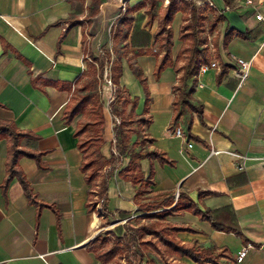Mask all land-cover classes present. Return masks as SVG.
<instances>
[{"label": "crops", "instance_id": "0c3cea01", "mask_svg": "<svg viewBox=\"0 0 264 264\" xmlns=\"http://www.w3.org/2000/svg\"><path fill=\"white\" fill-rule=\"evenodd\" d=\"M134 1L125 0L123 12L129 8L134 16H144L141 27L155 34L158 18L149 25L145 1ZM106 2L101 0V6ZM208 2L219 14L214 30L206 32L210 65L218 67L197 76L196 110L175 128L187 136L177 137L170 130L173 88L184 64L177 67L185 46L179 27L173 28V57L164 68L174 76L165 81L163 75L155 85L149 83L152 102L147 116L152 123L144 124V136L154 140L144 151L163 152L173 164L141 162L145 179L153 170L142 200L136 197L138 186L117 169L109 185L110 214H106L101 205L95 206L88 175L82 170L85 158L76 136L79 119L68 123L64 112L86 77L92 56L98 57L104 46L114 48L112 30L106 43L100 41L98 32L92 35L97 23L104 25L108 18L102 16L101 6L99 14L90 17L93 0H0V121L12 122L20 131L38 137L35 142L25 139L22 148L39 155L19 159L34 203L18 178L4 187L8 139L0 136V264H101L94 248L104 230L136 225L140 218L146 223V216L156 212L143 211L140 205L161 201H170L161 210L171 213L165 223L191 229L178 234L182 244L198 242L206 248L226 249L235 260L247 248L246 258L237 264H264V25L256 18L264 0H254L252 5L247 0H197L204 9L211 8ZM122 16L117 15L110 28ZM179 16L184 17V12L172 25ZM232 29L249 38L236 36L226 43ZM151 50H161L159 43L148 53L132 49L133 62L145 69V59H157ZM240 59L250 64L244 82ZM123 66L125 75V67L130 68L126 61ZM104 113L102 154L109 159L116 143L115 122L105 106ZM135 137L139 135L133 134L132 141ZM239 156L248 158L243 171ZM128 163L124 159L122 168ZM181 193L202 210L230 207L240 235L217 231L188 211L173 212ZM124 214L130 216L124 218ZM164 256L180 264H197L189 257ZM162 258L152 254L143 264H159ZM219 264L229 261L221 258Z\"/></svg>", "mask_w": 264, "mask_h": 264}, {"label": "trees", "instance_id": "16d2710c", "mask_svg": "<svg viewBox=\"0 0 264 264\" xmlns=\"http://www.w3.org/2000/svg\"><path fill=\"white\" fill-rule=\"evenodd\" d=\"M179 1L182 3L181 5H179ZM100 6L101 0H93L89 10L91 18H95L99 14ZM156 7V1L149 0V8L146 13L148 24H152L156 18L159 20L158 30L153 35L150 31L141 27V22L145 19L144 16H134L133 11L129 8L124 14L123 12L119 13L123 16L117 26L112 29L115 41L114 48L112 51L105 49L101 57L92 56L93 62L89 64L86 77L77 85L64 112L68 123L75 121L79 115H83L87 119L84 123L78 125L76 132V136L81 139L80 149L83 151L85 158L82 170L88 175V184L91 186L92 194L96 199L95 206L101 205L103 212L106 214H110L109 185L117 169H121L120 175L138 186L136 197L142 200L145 193H147V188L152 183L153 170L151 169L150 176L145 179L141 162L143 160L150 162L158 160L162 165L173 164L163 152L158 150L144 151L148 143H153L154 140L144 136V129L140 125L149 126L152 119L144 116L145 113L137 116V99L132 100L128 97L125 99L126 104L122 108L119 107L124 100V96L128 93L120 83L124 75V61L127 62L130 70L144 87L146 115L152 102L147 79L143 70L133 62L131 50H146V53H148L154 43H159V47L164 51V55L155 70L156 77L159 79L164 71L166 61L171 60L173 57L174 30L172 23L180 12L190 8L189 16L184 15V24L180 29L179 38L187 45L183 47L180 53L185 56V62L181 67L178 85L173 88L176 96L173 102L174 114L170 125L171 131L175 130L178 122L183 117L196 110L194 93L198 82L197 76L203 65H210V55L206 47L208 44L206 35L208 15L201 13L193 2L187 0H170L169 5L159 17L155 13ZM236 36L249 38L248 35L232 29L225 37L226 43H229ZM96 65H98L101 74L109 67L110 78L115 89H113V100L109 107L111 114L116 119V143L113 145L114 151L111 152L109 159L102 154V148L105 145V113L102 95L98 90L99 82L96 79ZM129 104L132 105V108L127 113V105ZM135 123L139 124L137 130L130 127ZM133 134L139 135L135 143L132 142ZM185 135L187 136V133ZM0 136H5L8 139L7 178L4 187L7 188L16 177L22 184L28 198L37 203L34 196H32V189L28 180L19 168V159L23 155L39 157L36 153L26 152L22 148L25 139L35 142L38 137L20 131L14 123L8 121H0ZM137 148L140 150L137 151ZM126 158L129 159V163L122 168L123 160ZM164 204H170V201L168 203L161 201L140 205L141 210L156 213H149L146 216V223H142V218H140L136 225L127 223L124 226L117 227L114 232L117 241L110 249L99 251L95 247L94 251L101 264H143L144 259L152 254L163 256L159 264H180L166 258L164 256L166 254L175 255L179 258L189 257L197 264H219L221 258L228 259L229 264H237V260L230 257L226 249L219 250L216 246L206 248L198 242H194L192 245L182 244L178 234L191 231V229L165 223L164 221L171 213L161 211ZM182 211H188L201 221L209 222L217 231L238 235L241 233L237 217L230 207L218 210H202L187 195L181 193L173 212L180 213ZM129 216V214L123 215L124 218Z\"/></svg>", "mask_w": 264, "mask_h": 264}, {"label": "rangeland", "instance_id": "374dc122", "mask_svg": "<svg viewBox=\"0 0 264 264\" xmlns=\"http://www.w3.org/2000/svg\"><path fill=\"white\" fill-rule=\"evenodd\" d=\"M136 1L137 0H135L133 3H136ZM144 1H145V5H144L143 10L146 11L148 9L149 0H144ZM155 1H156V4H157L155 13H156V16L159 17L160 15H162L166 5H168L167 1H170V0H155ZM190 2H193L194 5L197 6V8L199 9V11L201 13H205V14L208 15L209 21L206 24V32H211L212 30H214L215 23H216V21H217V19L219 17V14L216 13V10H214L212 8L204 9L201 6H198L197 0H193V1L191 0ZM178 3H179V5L182 4L180 1ZM189 12H190V8H186L185 11H184V15H188ZM182 25H183V17L179 16L177 22L172 25V28H176V30H178V28L181 27ZM96 27L97 28H95L93 30V32H92L93 34L92 35H94V34H96V32H98V35H100V38H101L100 41L106 43L108 41V39H109L108 31H107V25H106V27H103V25H101L100 23H97ZM183 45L186 46L187 44L184 42ZM105 49H109V48L107 46L102 47L101 48V52L98 53L99 57L102 56V53H103V51ZM150 52L153 55H155L157 57V59H152V58L145 59L144 62H143L144 66H145V69L140 67V66L139 67L144 72V76L147 79V85H148V88H149V91H150V95H152L150 87H149V83L151 85H155L156 82H159L161 80L163 75H164L163 76L164 80L167 81V80H169L170 75H171V78H172L174 76V74H172V73L170 74V73H168L166 71H163L161 73L160 78L158 79L156 77L155 70H156L157 65L159 63L158 59L159 60L161 59V55H163L164 52L162 50H158L157 52L155 50H151ZM92 62L93 61H91L90 63H92ZM184 62H185V56L180 55V60L178 62V66L177 67H180V65H182ZM125 68H126V72H125V75H123V77L121 79V82H120L121 86L123 88H125L128 92H131V94L134 96V98L137 99V101H138V106H137V109H136L137 116L144 115V113H145L144 116H147L146 112H145V110H146V94H145L144 87L139 83L138 79L133 74V72L130 69H128V67H125ZM106 69H108V71L110 72L109 67H107ZM106 69H105L104 73H102L103 74L102 75L101 72L99 71L98 65H96V70H97L96 79L99 82L98 90H99L100 94L102 95V101H103V104L105 106V110L108 113V115L110 116L111 115V110H110L109 104H110L111 99H112L113 89L111 87H109L108 83L106 82V71H107ZM180 71H181V68H180ZM176 73H178V71ZM124 86H126V87H124ZM128 97H130V96L127 93L124 96V100L119 105L120 108H122V106L126 104L125 103V99L128 98ZM131 108H132L131 104L127 105V113H129L131 111ZM77 119H79L78 121H80L79 123L77 121V125H79L80 123H84L87 120L86 117H83V115H79L77 117ZM113 120L115 122L116 119L114 118ZM138 126H139V124L135 123V124H133L130 127L133 128L134 130H137ZM140 126L144 129V124H141ZM136 141H137V137H135V139L132 142L135 143ZM114 228L113 227H107L104 230V232L99 236V238H98L99 243L97 244V249L99 251H102L104 249L105 250L110 249L114 245V243L117 241L116 234L114 233L115 232Z\"/></svg>", "mask_w": 264, "mask_h": 264}, {"label": "built area", "instance_id": "2783aa9c", "mask_svg": "<svg viewBox=\"0 0 264 264\" xmlns=\"http://www.w3.org/2000/svg\"><path fill=\"white\" fill-rule=\"evenodd\" d=\"M248 4L252 5L254 3V0H247ZM167 3L169 4V1H167ZM209 7L213 8L214 4L212 2H208L207 3ZM256 18L258 21H260L261 23H263L264 25V2L262 5V9H258L256 11ZM238 64L242 67V69L244 70V74L242 77V82H244L246 80V78L248 77L249 74V69H250V64L244 60H238ZM218 65L216 63H212L211 65H203L201 67L200 73L201 74H205L206 72H208L210 69H214L217 68ZM106 82L108 83V86L111 87L112 89H114V84L112 82V80L110 79V73L108 71V69H106ZM113 100V98L111 99V101ZM111 103V102H110ZM175 134L177 137L183 138L185 136L183 130L181 128H177L175 130ZM190 147H192V145H190ZM239 158H241L243 160V164L240 166V170H245V162L248 160L247 157H241L239 156ZM248 254V249L244 248L241 253L239 254V256L237 257V262L238 263H242L244 261V259L246 258Z\"/></svg>", "mask_w": 264, "mask_h": 264}, {"label": "water", "instance_id": "95a60500", "mask_svg": "<svg viewBox=\"0 0 264 264\" xmlns=\"http://www.w3.org/2000/svg\"><path fill=\"white\" fill-rule=\"evenodd\" d=\"M125 8V0H107L106 3H103L101 6L102 16L108 18V23H103L104 27L107 25L108 35L110 34L112 28V21L119 15L120 12H123ZM109 25V26H108Z\"/></svg>", "mask_w": 264, "mask_h": 264}]
</instances>
